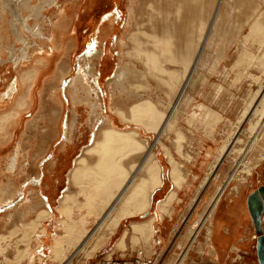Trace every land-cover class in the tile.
Here are the masks:
<instances>
[{"label": "rangeland", "instance_id": "374dc122", "mask_svg": "<svg viewBox=\"0 0 264 264\" xmlns=\"http://www.w3.org/2000/svg\"><path fill=\"white\" fill-rule=\"evenodd\" d=\"M6 1H11L10 5H12V2L14 4L15 0ZM24 1L25 2L21 3L18 0L19 4L17 11L16 7L13 6L11 7V10L8 9L6 11L3 19L0 18V49L3 50V56L8 55L5 58L6 61L3 62V65L0 68V93L4 92L13 79L16 76H19L26 67V64L28 63L26 58L17 59V55L20 54L25 43L35 45V42H32L33 39L31 38L32 32L37 26H43L46 35H48L52 21L55 20L56 11L63 8L66 9L67 4H69L68 0H59V3L57 4V6H59L58 9H56L57 6L55 5L52 7L48 6L46 9H53V11H55L46 12V9H44L43 12L46 15V19L42 18L41 8H37L41 0ZM144 1L145 0H134V7L136 6V3H141L143 5ZM153 1L156 2V0ZM241 1H245V6L242 5L244 3L241 4ZM128 2L129 0H98V7L93 8L92 12L87 13V11L85 12L82 8V14L84 11L86 14L90 15V17L84 22L87 26L83 21H81L82 23L79 22L82 15L77 16V18L74 17L73 21L75 22V25L81 23L82 26L79 28V38H76L75 42H77L76 45L81 44L82 46L79 45L77 51H75L74 48L73 51L76 53H72L73 51L71 52V55L73 54V64L70 65V75L65 78L64 85L75 75L79 66L78 59L80 55L84 51L92 49L93 44L96 41L98 29L109 14L110 17L114 18L113 25H115V27L112 26L113 29H111L105 37L106 39H101L100 43V49L101 51L103 50V52H101V58L103 56L104 59L105 57L108 59L102 64V69L105 64H107L106 68L103 69L104 72H107L103 74L98 82V87H100L102 91V93L100 91L98 102H102L101 95H103V97L104 95L106 96L107 88L110 85L108 80L112 77L116 66L125 65L128 66L130 70L132 64L130 59L126 56L124 57L123 52L121 53L122 56L118 58L120 55L116 44L119 36H126L127 34L124 30V23L128 15ZM164 4L166 5L168 3L165 2ZM214 7H216L215 10L218 9L220 17L218 18L219 20L216 26L211 29L210 23L215 18V15L212 17ZM101 9L103 10L101 11ZM85 13L83 14L84 16H86ZM251 13L253 14V17L257 14L255 17L264 21V0L214 1L206 24V27L209 26L211 30V33L208 35V37H211V40L209 44L207 43L208 45L206 44L204 46L202 51L204 54L202 58L204 60L203 66H199V63H197L190 75H185L186 77L182 76L178 79L177 83L180 81L179 84L183 82L185 78L188 79L186 80L181 95L175 89L172 91L168 89L164 83L163 85H157L156 80H154L153 77L147 76V73H142L139 77L141 79L130 76L129 70L127 74L124 75L121 81V86L126 85V87H128L132 84V88L140 94V97L142 96L143 99L150 97L157 108L159 110L161 109L162 117L159 121L160 123H158L156 127L149 128L151 129L150 131H147L148 128H145L142 125H138L137 127L138 129H141L140 133L142 138L146 139L148 143L152 145L151 150L155 155V159H157L161 166L162 185L159 190L153 193V203H151V206L149 203V207L146 209L148 213L145 214V216L135 215L121 219L109 239L108 237L110 235H102L105 233V230L104 228L100 230L103 224L98 222L99 218H93L91 223L86 224L87 230L85 233L89 234L90 232L96 231L90 236V239H88L83 246L81 245L82 247L80 244L83 241L82 239L84 238V235L80 239H77L75 236L72 241L64 240L59 256L56 257L51 251L54 238L64 235V228L62 226L64 215L60 210L56 209V206L59 204V197L61 194L70 187L69 185H72L69 181V173L74 166V160L79 154H81V150L92 144L94 136L93 131H97V126L92 127L88 123L89 114L91 113L90 107L87 106L85 102L82 103L83 101L76 104L77 122L72 128V142L68 143V145H70V152L67 154L65 153L66 151L64 148H60L61 143L63 142L61 131L64 127V120L71 118L75 112H72L71 110L73 105L71 101H69V99H63L64 108L59 120L61 131L59 134L55 133L56 125L53 120L56 119V113L58 114L57 118L59 116V111L54 112L56 107H58V104L52 102L48 97V92L51 86L50 84L51 82L54 83V81H51V79L46 81L44 78L52 76L54 72L57 74L58 68L64 63L65 52L58 54L57 49L55 51V49L52 48L53 45H51V50L45 47V59L48 60L47 64L51 63L52 65L50 64V69L46 74L39 78L36 83L37 86H35L34 91L35 106L32 110L23 111L22 116L24 120L22 124L18 126L14 134L15 139L12 140L8 149L0 151V165H2L3 159L12 155L14 148L18 146L19 143L20 147L17 149L20 150L21 155L24 154L26 149L30 148V155L28 156V165L30 166H28L25 173L20 172V175H18V177H20L19 185L16 188L14 186L12 187L15 188L12 200L8 204L7 202L0 203V224L2 218H5L7 220L6 222L11 221L9 222L11 226H9V228H7L8 223L5 227L0 225V234L2 233L6 236H4V239L2 238L0 240V249H2L0 250V264H22V262L25 264V257H23V259H20L19 257L17 258V256L20 255V251L21 255L24 254L22 249L24 248V251H26L25 246H31L32 253L35 254L31 264H102L107 260L113 263L123 261L127 264H176L184 254H186V256L184 255L185 259H183L182 264H256L257 259L255 254L253 225H249L246 237L240 242L238 248H231L227 244L220 245L222 244L221 242H219L218 246L214 243V246L216 245L215 250L219 254L217 258L208 256L204 251L198 253L197 250H191L190 248L187 250L189 245L195 244V242L193 243V238L198 229L195 224H198L201 221V218L205 215L204 210L208 207V199L213 196L215 188L221 186L225 182L231 172L236 169V175H234L226 186L223 195L219 200V204L216 206V208L219 207L222 212L231 205V199L238 200V204H236L238 207L239 202L242 201L245 209H247L246 198L248 194L255 188L264 184V128L261 130V133L259 132L257 138L255 140L253 139L255 128L261 119L260 118L258 121L261 114V108H257L258 111L255 112V114H251L253 109V102H251V100H253L255 96L257 97L264 92V65L260 64V57L264 50V43L259 42L257 34L254 33L251 35L250 33L248 21L251 20ZM89 21L90 24L88 23ZM71 22L67 25L68 27H70ZM87 29L89 30L87 31ZM81 35L82 38L84 37L83 40H80L82 39ZM33 48L34 47L32 46L30 50ZM35 51L39 52L41 57H45V54L42 53V49H35ZM244 52L250 55L249 59H244V57H242ZM9 54L11 55V58L9 57ZM193 55H195V52ZM60 59L63 60L60 61ZM134 60L135 59L132 61ZM134 63L135 62L132 64L133 68L131 69L133 70L131 71L141 69L139 62H137V64L135 63L136 65ZM66 71H68V68H66ZM99 73L97 76L95 74L97 79L99 78ZM149 81L151 82L149 83ZM135 84L137 85L134 87ZM138 87H141V89ZM143 87L144 92L142 90ZM146 88H148L149 91ZM116 97L117 98L114 100L112 106H110L111 102L110 104L108 103L109 100H106V103L104 102L105 107L104 110L102 109L103 113L106 111V115L108 114L111 118L113 117L114 119L112 118V121L117 127H133L134 124L131 122H125L124 120L121 121V119L119 120V118H117L118 115L110 109L117 108L122 104L120 98L118 96ZM199 104L203 105L204 112L201 111L200 113L198 110L197 106ZM123 108H125L124 105L121 109ZM194 111L195 113H193ZM243 111H246L244 120L236 122V120H239L238 117L241 116ZM197 113H199V115ZM164 114L165 116L163 118ZM262 115H264V112ZM168 116L169 123L162 130V134L160 133L159 138L155 130H160L162 128L163 122ZM46 117L48 119L44 121V118ZM190 117L194 120L197 117L201 118L194 121L192 118L190 119ZM248 127L250 128L248 129ZM230 129L232 131H230ZM235 136V140L232 141ZM226 139H228V141L231 140V142L228 143L231 144L227 145L228 148L226 147L227 152L223 154L214 164L213 168L209 170L211 165L215 162L219 149L225 143L227 144ZM201 141L202 143H199ZM57 145L60 146L57 147ZM165 149H168L170 154H172V159L180 164L181 173L186 178V182L184 181L181 185L183 190L188 188L191 192L185 194L187 197L184 199H189L190 201L188 208L184 211L185 215H183V218L178 219L174 225L170 226L171 228L169 227V230L168 226H165L163 235L161 236L163 240L158 241L159 226L154 222L152 225L153 243L146 240L148 236L144 233L145 235L143 234L139 237L136 236L134 239L136 241H130L132 247L126 251L123 257L117 252L116 254L114 253L112 257L105 258L106 252L110 250L115 239L118 238L120 231L128 229L127 231L129 235L131 234V230H129V224L131 221L135 220L142 222L150 215L155 216L157 212L155 209V202L161 197V195L173 187L168 180L171 168V155L168 154V151L166 154ZM54 155H57L58 157H53ZM167 155L170 156V162L166 159L169 158ZM259 157L260 159H257ZM23 159L22 156V160ZM50 159H53L55 163L51 164L48 169L44 167L46 181L36 189H27L28 186L26 185H28V183H26V179H24L27 178L25 176H28V179H30L37 174V168L33 165V162L36 160L40 168L44 164L46 165L48 162L47 160ZM204 160L205 163L203 166H200ZM240 168H242V170ZM245 168H249V173L244 174ZM49 169L53 172L48 171ZM192 174L194 175L192 176ZM203 179H205V181L200 188L199 186ZM75 189V186H73V190ZM176 192L177 200H181V197H184L182 194L184 192L180 190H176ZM25 193L28 194L31 203L33 202L38 205L35 210L46 209V211L49 212L48 216H45L44 214L41 218L40 224L37 226V228L39 227L38 229L31 228L30 230L29 226L20 223V218L22 217L21 211L25 213V217L21 221L30 219L32 216H35L36 213L35 211H33V214H31L32 212L26 213L25 210L27 207L21 208L18 204L19 202L17 201H19ZM80 196L78 202L81 204L83 200ZM46 197H48L49 200H47ZM43 198L46 199L45 203H41L40 201V199L42 200ZM14 204V208L9 211L8 207H13ZM236 205L234 208L236 212L238 211L236 213V216L238 217L239 209ZM72 210L74 212L75 221L87 213L85 207L81 205L80 208L74 206ZM229 215L235 216L230 213L226 216L229 218ZM261 222L264 231V212L261 216ZM203 226L205 229L209 227L208 220L204 222ZM78 227L79 225L77 224L76 228L78 229ZM98 227L99 230L97 231L96 228ZM33 229H35V232ZM41 230L43 233L39 232ZM24 234H26V236ZM30 234L34 236H31ZM164 234H166V236H164ZM26 238H28V240ZM204 238V231H201L196 237L198 241H204ZM96 243H100L99 247L96 246ZM92 246L93 248L96 246L97 250L96 248L93 249ZM138 247L140 249H138ZM164 248H167L168 251L165 254H162ZM139 252H141V254ZM38 256L42 257L41 261H39ZM193 261H195V263H193Z\"/></svg>", "mask_w": 264, "mask_h": 264}, {"label": "bare ground", "instance_id": "6f19581e", "mask_svg": "<svg viewBox=\"0 0 264 264\" xmlns=\"http://www.w3.org/2000/svg\"><path fill=\"white\" fill-rule=\"evenodd\" d=\"M19 1L21 3L25 2L24 0ZM214 1L215 0H156L155 2L153 0H145L143 2V5L141 3H136V6L134 7V0H129L127 7L128 15L124 23V30L127 32V34L126 36H119L116 43L120 55L118 58L122 56L121 53L123 52L124 57L126 56L128 59H130L132 64L133 62H135L136 64L137 62H139L141 69L131 71L133 70L131 69L133 68L132 64L130 70L129 67L125 65L116 66V69H114L113 71L112 77L108 80L110 82V85L107 88L108 90L106 96L104 95L103 97V95H101L102 102H98L101 91L100 87H98V82L103 74L107 72L103 71V69L106 68L107 64H105L103 69L102 64L103 62H106L108 58L105 57L104 59L103 56L101 58V52H103V50L101 51L100 49V43L101 39H106L105 37L108 35L111 29H113L112 26L115 27V25H113L114 18L110 17V14L105 18V20L103 19L104 22H102V25L98 29V34L96 33L97 37L92 49H90L89 51L86 50L80 55L78 59L79 66L75 72V75L72 76L64 85L65 78L70 75V65L73 64V54L71 55V52L74 50V48L75 51H77L79 45L82 46L81 44L76 45L77 42H75L76 38H79L78 34L80 32L79 28L82 23L81 21H83L84 23L90 17V15L86 14L85 12H92L93 8H97L98 0H68L69 4H67L66 9L63 8L56 11L55 20L52 21L49 34L46 35V31L43 26H37V28L32 32L31 37L33 39L32 42H35V45H31V43H25L24 48H22L20 54L17 55V59L26 58L28 63L26 64V67L24 68L22 73H20L19 76H16L13 79L11 84L7 86L4 92L0 93V151L8 149L11 145L12 140L15 139L14 134L18 126L21 125L24 120L22 116L23 111L32 110L35 106L34 91L35 86H37L36 83L38 82L39 78L46 74L51 67V63L47 64L48 60L45 59V47L50 49L52 47L51 45H53L52 48L55 49V51L57 49L58 54H62L63 52H65L64 63L61 67L58 68L57 74L56 72H54L52 76L44 78V80L46 81H48L49 79H51V81H54V83L51 82L50 84L51 86L48 92V97L52 102L58 104V107H56L54 112L59 111V116L57 118L58 114L56 113V119L53 120L56 125L55 133L59 134L61 131L59 127V120L64 108V104L62 101L63 99H69V101H71V103L73 104L71 110L72 112H75L71 118L64 120V127L61 131L63 142L61 143V146L57 145V147L60 146V148H64L66 151L65 153L67 154L70 152V145H68V143L72 142L71 132L73 130V126L77 122L76 104L83 101L82 103L85 102V104L90 107L91 113L89 112L90 114L88 123L92 127L97 126V131H93L94 136L92 135V144L81 150V154H79L74 160V166L71 168L69 173V181L72 184L69 186L71 188L68 187L61 194V196L59 197V204L58 206H56V209L60 210L64 215L62 220L64 235L54 238V243L51 247V251L55 257L59 256L64 240L72 241L73 237L76 236L77 239H80L84 235V238L82 239L83 241L80 244V246H83L85 242L90 239V236H92L96 231L90 232L89 234L85 233L87 230L86 224L91 223L93 218H99L98 222L103 224L100 230H102L103 228L105 230V233L102 235L108 236L114 232L121 219L129 216L142 215V213L145 212L148 208L150 200H153L152 195L162 182L160 169L161 166L158 163L157 159H155L154 157L155 155L151 150L152 145H150L146 139L142 138L140 133L141 129H138L137 126L142 125L143 127L148 128L147 131H150L151 129L149 128H154L158 123H160L159 121L162 117V112L160 111L161 109L159 110L157 108L150 97H146L143 99V97L141 96V98L140 94H138L135 89L132 88V84L128 87H126V85L121 86V81L124 75L127 74L128 70L130 72V76H133L135 78H139L142 73H147V76L153 77L154 80H156L157 85H163L164 83V85H166L168 89H170L171 91L175 89L181 95L186 84V80L188 79L185 78L184 81L180 84V81L177 83L178 79L182 76L186 77L187 75H190L197 63H199V66H203L204 60L202 58L204 54L202 51L204 49V46L207 43L209 44L211 40V37H208V35L211 33V30L209 26L206 27V24L208 15L211 13ZM165 2H167L168 4L165 5ZM10 3L11 1L8 2L6 0H0V18L3 19L6 11L8 9L11 10V7L13 6L16 7L17 11V7L19 4L18 0H15L14 4L12 2V5H10ZM58 3L59 0H41L37 8H41L42 18H46L45 13L43 12L44 9L48 8V6H57ZM241 4L245 6V1H241ZM58 7L59 6H57L56 9H58ZM82 8L85 10V12L83 11V14L85 13L86 16L82 14ZM215 9L216 7H214L212 11V17L213 15H215V18L210 23L211 29L216 26L219 20L218 18L220 17L218 9ZM102 10L103 9H101V11ZM54 11L53 9H46V12ZM79 15H82L79 21L81 23L79 24L77 22L78 25L76 24V27L73 19L74 17L77 18V16ZM256 15L257 14H255L253 17V14L251 13V20L248 21L250 33L251 35L254 33L257 34V36L259 37V42L264 43V21L259 20L258 17H255ZM70 22V27H68L67 25H69ZM88 23L90 24V21ZM89 29H87V31ZM83 39L84 37L80 40ZM32 46L34 48L30 50ZM35 49H42V53L45 54V57H41V54L35 51ZM75 51H73L72 53H76ZM194 52L195 55H193ZM2 53L3 50L0 49V68L3 65V62L6 61V56H8H3ZM9 57L11 58L10 54ZM242 57H244V59H249L250 55L244 52ZM133 59L135 60L132 61ZM62 60L63 59H60V61ZM260 62L261 65H264V50L262 52V56L260 57ZM66 68H68V71H66ZM98 73L99 78L97 79L95 77V74L97 76ZM150 82L151 81H149V83ZM136 85L137 84H135L134 87ZM139 89H141V87ZM143 89L144 87L142 88V90ZM146 89L148 90V88ZM116 96L120 98V102L122 104L120 106L117 105V108L110 109L118 115L117 118H119V120L121 119V121L124 120L125 122H131L132 124H134L133 127H117L112 121L113 117L111 118L108 114L106 115V111L105 113H103L102 109L104 110L106 100H109L108 103L110 104L111 102L110 106H112L114 100L117 98ZM254 99L251 100V102H253V109L251 114H255V112L258 111L257 108H261V114L258 118V121L260 118L261 119L253 133V139L255 140L259 135V132L261 133V130L264 128V115H262V113L264 112V92H262L257 97L255 96ZM123 105L125 106V108L121 109ZM197 107L200 113L201 111H205L203 110V105L199 104ZM193 113H195V111ZM197 114L199 115V113ZM245 114L246 111H243L241 113V116L239 115L240 117H238L239 120H236V122H241V120H244ZM164 116L165 114L163 115V118ZM191 118L192 117H190V119ZM200 118L197 117L196 119ZM47 119V117L44 118V121H46ZM196 119L194 120L192 118V120L194 121H197ZM168 123L169 116L164 120L162 128L160 130H155L158 137L160 133L162 134V130L168 125ZM249 128L250 127H248V129ZM230 131L232 130L230 129ZM235 138L236 136L233 137L232 141H234ZM228 139H226L227 144L223 143L224 145H222V147L219 149L215 162L211 165L209 170H211L214 164L220 159V157L227 152L226 147L227 145L231 144H228L229 142H231V140L228 141ZM199 143H202V141ZM18 147H20V143L14 148L12 155H9L5 159H3L2 165H0V203H10V201L12 200V196L15 193L14 189L19 185L20 177H18V175H20V172L25 173L28 166H30L28 165L30 148L26 149L24 154L21 155L20 150L17 149ZM167 151L169 152L168 149H165V153ZM168 154L171 155L170 177L175 184V188L169 190L164 201H161L158 204V209L161 216L164 213L170 212L168 208L170 204L178 202L179 199L177 200L176 190L180 189V187H182L181 185L186 180V178L181 173L180 164L172 159L173 157L170 152ZM22 156L24 158V161L22 160ZM53 157L58 156L54 155ZM166 159L169 160L170 156ZM257 159H260V157ZM47 161V164H44L40 168L36 160L35 162H33V165L37 168V174L35 177L33 176L30 179H28V176H25L27 178L24 179H26V183H28V185H26L28 186L27 189H36L40 187L44 181H46L44 167L48 169L51 164L55 163L53 159ZM168 162H170V160ZM240 169L242 170V168ZM235 170L231 172V174L226 178L225 182L221 186H217L215 188L213 196L211 195L212 197L208 199V207L206 210H204L205 215L201 218V221L198 224H195L198 228L193 238V243L195 242V244L189 245L187 250H189L190 248L191 250H197L198 253L204 251L208 256H212L214 258H217L219 256L218 252L215 250L214 243L221 242L223 238L221 234L223 216L225 219L228 213L236 216V213L238 211L236 212L234 206L238 204V202L237 199H231V205L223 212L219 207L216 208V206L219 204V200L221 199L226 186L234 177V175H236ZM48 171L53 172L50 169ZM249 171V168H245L244 174L249 173ZM204 181L205 179L202 180L199 186L200 188L203 186ZM13 186L15 188H12ZM73 186H75V190H73ZM79 196L83 200L81 204L78 202ZM46 199L49 200L48 197H46ZM46 199H40L41 203H45ZM17 202H19L18 204L21 206V208L27 207L25 210L26 213L32 212L31 214H33V211L36 212L35 216H32L26 221H21L25 217V213L21 211L22 217L20 218V223H24L25 226H29L30 230L31 228L38 229L39 227L37 228V226L40 224L41 218L44 216V214L45 216H48L49 212H47L46 209L35 210L37 209L38 205L29 201L27 193L23 194L22 198ZM80 205L85 207L87 213L81 216L77 221H75L74 212L72 209L74 206L80 208ZM14 206L15 204L13 205V207L9 206V211H11ZM236 207L238 206L236 205ZM4 219L5 218L1 219L0 225L2 227H5L8 223L9 225L7 224V228H9V222L11 221L6 222L7 220ZM153 219L154 216L150 215L142 222L135 220L131 221V223L129 224V230H131V234H129L131 236L130 241H136L134 240L136 236L139 237L145 233L148 236L146 240L150 241V243H153ZM206 220H208L209 227L205 229L203 224ZM77 224L79 225L78 229L76 228ZM4 229L3 231L5 232ZM35 229H33L34 232ZM159 229L160 237L161 234L163 235V231L165 229V224L163 222L160 223ZM96 230L98 231L99 227L96 228ZM127 230L123 229L121 234H119L115 242L116 247L120 246L125 248L124 241L125 238L129 236ZM201 231H204L205 233L204 241H198L196 239ZM39 232L43 233L42 230ZM24 235L26 236V234ZM4 236L5 235L1 233L0 240L2 238L4 239ZM26 239L28 240V238ZM99 245L100 243H96V246L99 247ZM96 246L94 248H96ZM25 247L26 251H24V248L22 249L24 252L23 255H21V251L19 252L18 250H16L20 253L17 258L19 257L20 259H23V257H25V264H31L35 254L32 253L31 246ZM138 249L140 248L138 247ZM139 253L141 254V252ZM184 255L186 256V254ZM184 255L176 262V264H182L183 259H185ZM38 257L39 261H41L42 257ZM193 263H195V261H193Z\"/></svg>", "mask_w": 264, "mask_h": 264}, {"label": "crops", "instance_id": "0c3cea01", "mask_svg": "<svg viewBox=\"0 0 264 264\" xmlns=\"http://www.w3.org/2000/svg\"><path fill=\"white\" fill-rule=\"evenodd\" d=\"M204 163H205V160L200 164V166H203ZM193 175L194 174H192V176ZM168 177H169L168 180H169L170 184L172 183V185H173V187L170 188L169 190H172L173 188H175L174 187L175 184L173 183V181H172V179L170 177V173H169ZM161 185H162V182H161L160 186L154 191V193L157 190L160 189ZM169 190H167L163 195H161V197H159V199L155 202V209H156L157 212H156V215L154 216V219L152 221V225L155 222V223H157L158 226H160L161 222L165 223V226H168V230H169L170 226L174 225L177 222L178 219L183 218V215H185L184 211L188 208V205L190 203L189 199H187V200L184 199L185 197H187V196H185V194L186 193H191L188 190V188H185V190H183V188L180 187V189H178V190L184 192V193H182L184 195V197H181V200H179L177 203L170 204V206L168 207L170 212L164 213L161 216L160 211L158 209V207H159L158 204L161 201H164V199L166 198V194H167V192ZM237 202H238V200H237ZM151 203H153L152 200H150V206H151ZM238 209H239V216L238 217L237 216L233 217V216L229 215L230 216L229 219H228V216H226V219L225 220L223 219V221H222L223 224H222L221 234H222L223 238L221 240V243H222L221 245L227 244L231 248H238L240 242L242 240H244L245 237H246V234L248 232L247 229H249V225H252V222L250 220V217H249V214L247 212V209H245V206H244L242 201L239 202ZM145 212H147V210ZM145 212H143L141 216H145ZM121 232L122 231H120L119 234H121ZM111 234L108 237V239L111 237ZM159 234H160V229H159ZM161 235H160L159 238H157L158 241L163 240L161 238ZM164 236H166V234H164ZM128 237L130 238V235ZM128 237L125 238V240L127 239L126 242L124 241L125 248L124 247H120V246H118V247L115 246V242L117 240V238H116L114 243H113V245H112V247L110 248V250L108 252H106L105 258H107V257L110 258V257H112L114 255V253L116 254L117 252H118L119 255H121V257H123V255L126 253V251L128 249H130V247H132V244H131V242H130ZM227 242L228 243H232L233 242V243L232 244H228ZM215 243L218 246L219 242H215ZM118 248H120V249H118ZM167 251H168L167 248L166 249L164 248L162 254H165ZM143 259H145V258H143ZM36 263H38V262H36Z\"/></svg>", "mask_w": 264, "mask_h": 264}, {"label": "water", "instance_id": "95a60500", "mask_svg": "<svg viewBox=\"0 0 264 264\" xmlns=\"http://www.w3.org/2000/svg\"><path fill=\"white\" fill-rule=\"evenodd\" d=\"M246 205L255 236V254L257 264H264V231L261 216L264 212V184L251 191L246 198ZM148 212H145L147 214Z\"/></svg>", "mask_w": 264, "mask_h": 264}, {"label": "built area", "instance_id": "2783aa9c", "mask_svg": "<svg viewBox=\"0 0 264 264\" xmlns=\"http://www.w3.org/2000/svg\"><path fill=\"white\" fill-rule=\"evenodd\" d=\"M108 263H110V264H127L126 262H123V261L122 262H114L113 263V262L108 261V260L107 261H104L102 264H108Z\"/></svg>", "mask_w": 264, "mask_h": 264}, {"label": "flooded vegetation", "instance_id": "af4514ba", "mask_svg": "<svg viewBox=\"0 0 264 264\" xmlns=\"http://www.w3.org/2000/svg\"><path fill=\"white\" fill-rule=\"evenodd\" d=\"M257 264V263H256Z\"/></svg>", "mask_w": 264, "mask_h": 264}]
</instances>
